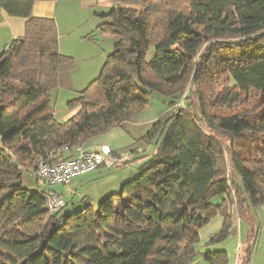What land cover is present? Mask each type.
<instances>
[{
	"label": "trees",
	"instance_id": "16d2710c",
	"mask_svg": "<svg viewBox=\"0 0 264 264\" xmlns=\"http://www.w3.org/2000/svg\"><path fill=\"white\" fill-rule=\"evenodd\" d=\"M36 1L0 0L27 19L0 54V264H226L227 250L196 245L218 216L205 245L229 235L233 206L241 216L244 203L264 205V0H109L97 29L114 35V48L68 101L66 120L53 93L72 86L75 61L59 51L55 19L33 15ZM154 91L168 104L145 136L155 151L117 191L62 214L47 207L55 189L23 185L50 152L66 146L58 158L75 156L123 127Z\"/></svg>",
	"mask_w": 264,
	"mask_h": 264
},
{
	"label": "crops",
	"instance_id": "0c3cea01",
	"mask_svg": "<svg viewBox=\"0 0 264 264\" xmlns=\"http://www.w3.org/2000/svg\"><path fill=\"white\" fill-rule=\"evenodd\" d=\"M111 7L112 2L109 0H37L33 5V15L54 19L57 17L58 21L61 20L59 24L55 19L59 36V51L77 58V65L71 71L72 86L70 88L57 89L53 93L55 116L60 120H66L73 114L68 108V101L74 98L76 93L86 87L95 76L97 77L100 74L104 64L103 62H106L109 52L114 48V35L100 33L97 29L100 22L99 14L104 11L108 12ZM68 16L70 17L68 18ZM26 22V18L12 16L0 7V54L13 40L24 36ZM88 25H90L89 29H83L76 37L72 36L78 27ZM79 38L85 43L88 50H90L89 52H87L88 50H78L76 43ZM100 38L103 40L106 39L105 44L100 41ZM64 90L72 91L71 94L75 93V95L63 94ZM58 92V102L62 106L56 109V95ZM67 97L69 100L67 103H64ZM134 122H138L137 118L126 122L123 127H115L91 139L89 144L85 147L88 149H98L103 144H108L112 147L111 149H113L115 154L129 157V162L124 163V167H122V164L113 167L102 165L93 170L74 176L69 184H66L69 185L66 192L63 190L60 192L64 197L66 193L69 196L68 198L65 197L66 202H68L70 198H80L78 196V194H80L83 198L87 197L86 199L93 205H97L98 199L104 195L107 196L111 192L117 191L127 179L136 174L140 164L153 152L136 156L138 153H133L136 149L132 151H129L130 149L124 152L120 151L123 149L121 144H128L126 146H130L132 144L135 145L137 141L135 137L137 130L132 128L136 127ZM127 125H130L131 128L127 129ZM106 174L109 175L108 177H113V179L103 189L105 190L103 195H101L100 198L94 197L97 196L96 193L91 196L87 188L88 184L94 185L97 183V180L104 178ZM75 180L80 183L77 184L78 187L74 191L71 187V183ZM86 191L88 192L86 193Z\"/></svg>",
	"mask_w": 264,
	"mask_h": 264
},
{
	"label": "rangeland",
	"instance_id": "374dc122",
	"mask_svg": "<svg viewBox=\"0 0 264 264\" xmlns=\"http://www.w3.org/2000/svg\"><path fill=\"white\" fill-rule=\"evenodd\" d=\"M69 17L70 16H68V18ZM55 19L57 20V22L59 24L61 23V22H59L61 20L58 21L57 17ZM68 22H69V20H68ZM89 27H90V25L78 27L75 30L74 35H72V36L73 37L78 36V34L83 29H89ZM86 31H89V30H86ZM185 40L191 41V39L186 38V37H185ZM100 41L104 42V44H105L106 39L103 40L102 38H100ZM76 45L78 46V50H88L85 43H83L80 38L77 41ZM89 51L90 50H88L87 52H89ZM68 55H70V54H68ZM73 58L75 61V66H76L77 65V60H76L77 58L76 57H73ZM189 87L192 88V85ZM188 88H187L186 92L189 91V95H188L189 98H187L186 102L190 101L191 97H193L192 95H194L191 92V89L189 88V90H188ZM71 93H72V91H67V90L63 91V94H71ZM71 95H75V93H73ZM76 95H77V93H76ZM58 96H59V92L56 95V109L59 108L60 106H62L58 102ZM68 97L64 103H67V101L69 100ZM183 99H185V96L183 97ZM181 102H180V104H181ZM176 107H178V105H176ZM167 109H168V104L166 102V97H164L161 93H158L155 91L152 92L151 100H150L149 106L146 108V110L142 111L141 113H139L138 115L133 117V119L137 118V120H138V122H134L136 127H132L134 129H136L137 133H138V135H137V133L135 134V137L137 139V141L135 142V145L132 144L130 146H126L128 144H121V147L123 149L120 151L124 152V151L129 150V149H130L129 151L136 149L133 152V153H138V154H136V156L139 154L154 152L155 147H156L155 146L156 145V139H153L154 141L151 140V138L145 139V136L148 133V131L150 130L151 125L155 121V119L161 117V115H163L167 111ZM193 111H194V109H193ZM54 114H55V112H54ZM126 128L130 129L131 126L127 125ZM222 139H223V141L227 140L225 137H222ZM149 140H151V141H149ZM124 159H126V160H124V162L117 163V165L122 164V167H124L125 166L124 163H127L130 160L129 157H124ZM119 168L121 169L120 166H119ZM230 175L232 176V179L235 180V176H234L232 171H231ZM37 176L38 175L35 173H31L28 171L23 172V176H22L23 185H25L26 187L36 189V190H37V188H44V187L49 188V187H51L52 189H57L56 191L58 193H60L62 190L64 192H66L67 188L69 187V185H66V184H57V185H53V186L48 185L42 178H39ZM108 176L109 175L106 174L104 178H102V179L100 178L99 180H97V183H95L94 185L93 184L91 185L90 183L88 184L87 188H88V191L91 193L90 194L91 196L96 193L97 196H94V197L100 198L101 195H103V193L105 191L103 189L113 179V177H108ZM78 183H80V182L79 181L76 182V180L71 183V185H72L71 187L74 191H75V189H77ZM237 183H238V181L237 182L233 181L234 196L236 197V199L238 201H240V198L242 197L243 194H241V191L238 188ZM239 184L241 185V182ZM63 188H65V189H63ZM88 191H86V193ZM78 196L80 198H76V197H75V199L70 198V200L68 201V205H67L69 207L66 209L64 208L62 211V214L63 213L70 214L71 210L73 211V212H71V214L75 213L76 211H79L80 208L82 209V207L87 204V202L82 203V201H83L81 199L82 195L78 194ZM65 197H67V198L69 197L67 195V193L65 194ZM105 197H106V195L102 196L100 199H98V201L96 200L97 203H100V201L102 199H104ZM216 199H217V201H219L221 199V197L218 196L217 198H215V201H216ZM77 201L81 202L80 207H78V208H77V206H78ZM239 204H241V203H239ZM242 206L243 207H242L241 216L239 215V212H238L236 206H233V226L231 227V231H229L230 232L229 235L224 240L217 242V243H214L210 246L205 245L209 235L211 233H215L216 231H218L220 229V226L222 225V217L218 216L217 218L213 219V221L209 225H207L206 227H204L202 229V231H201V240L202 241H200V243L198 245H196L199 251L205 252L207 250H212L215 252L217 250H227L228 260H227L226 264H243L244 255L247 254V249H246L247 245L249 243H252V245L254 246L253 247L254 252L252 254V258H251L249 264H264V205H260L258 207H252V206H249L248 203H244ZM202 257L203 256L195 257L189 264H208L204 260V258H202Z\"/></svg>",
	"mask_w": 264,
	"mask_h": 264
},
{
	"label": "built area",
	"instance_id": "2783aa9c",
	"mask_svg": "<svg viewBox=\"0 0 264 264\" xmlns=\"http://www.w3.org/2000/svg\"><path fill=\"white\" fill-rule=\"evenodd\" d=\"M178 107L183 105L177 104ZM112 147L103 144L98 149H88L83 146L76 148L77 154L69 158H58L61 152L68 149L64 146L50 152L49 158L41 159L38 163L37 177L42 178L50 185L68 184L71 179L79 174L93 170L102 165L113 167L124 162V157L114 153ZM65 197L58 192H52L47 197V207L51 213L60 211L66 205Z\"/></svg>",
	"mask_w": 264,
	"mask_h": 264
},
{
	"label": "water",
	"instance_id": "95a60500",
	"mask_svg": "<svg viewBox=\"0 0 264 264\" xmlns=\"http://www.w3.org/2000/svg\"><path fill=\"white\" fill-rule=\"evenodd\" d=\"M11 157L14 159V163H15L16 165H18V160L15 158V156H14L13 154H11Z\"/></svg>",
	"mask_w": 264,
	"mask_h": 264
}]
</instances>
